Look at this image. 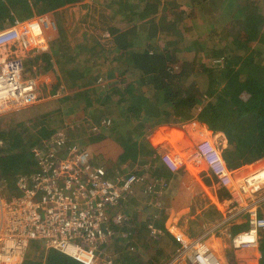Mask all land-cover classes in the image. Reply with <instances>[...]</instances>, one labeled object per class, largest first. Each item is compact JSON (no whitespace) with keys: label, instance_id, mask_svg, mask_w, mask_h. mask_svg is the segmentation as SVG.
Instances as JSON below:
<instances>
[{"label":"trees","instance_id":"trees-1","mask_svg":"<svg viewBox=\"0 0 264 264\" xmlns=\"http://www.w3.org/2000/svg\"><path fill=\"white\" fill-rule=\"evenodd\" d=\"M180 1L190 4L194 14L187 15L183 11L175 14L173 6ZM91 2L106 20V26L102 27H106L103 29L108 32V37L103 38L104 43L83 40L82 47L87 45L95 52L99 48L101 51H112L118 64L110 67L105 75L101 66L95 68L96 65L91 64L84 75L93 77L95 68L99 78H105L109 85L116 84L117 87L104 97L96 94L94 98L99 101L90 97L93 88L69 86L71 93L58 99L62 113H69L68 118H77L76 114L79 116L91 108L93 116L90 119L101 127V119L108 118L111 112L108 106L114 102L116 111L127 122L111 121L109 126H104L107 127L104 134L108 132L107 138L114 143L121 145L120 142H124L121 145L124 154L128 148L132 153L135 150L131 146L134 141L128 138L131 128L128 123L134 122L136 130H144L145 125L141 123L153 127L159 123L195 119L212 132L232 128L231 140L238 142L249 158H264V41L256 42L258 30L264 24V0ZM66 4V0H0V31L33 18L34 13L42 15ZM67 12L63 10L61 14ZM58 25L57 18V28ZM194 27H202V30L196 31ZM253 43L254 50L250 48ZM250 50L249 57L244 58ZM106 51L103 52L108 55ZM191 51L200 52L204 59H194L189 55ZM108 58L109 62L114 59ZM125 59L128 64L124 66L121 63ZM45 60L46 56L41 55L33 62L41 61L44 65L42 69L47 70ZM241 64L243 71L238 69ZM114 71L118 74L114 75ZM124 75L125 80H133V83L124 86ZM201 76L208 78L211 83L208 85L221 87L209 100L194 81ZM55 104L56 101H46L11 113V121L0 128L2 184L8 183L12 187L17 174L33 172L35 161L31 150L36 145L40 146V137L56 132L45 126L43 119L40 123L38 117L46 116L41 114V110L51 111ZM59 108L55 124L62 120ZM99 109L101 113H96ZM26 111L34 115L31 118L35 120L15 119V115L23 117ZM101 138L103 136L94 141ZM159 230V237L154 240L150 236L151 229L144 222L134 224L130 243L128 240L111 243L117 253L113 264L165 263L169 250L174 252L179 244L166 229L161 227ZM132 246L134 250L130 252ZM257 247L260 254L258 264H264V234ZM41 257V260L26 257L22 264H81L55 250H47Z\"/></svg>","mask_w":264,"mask_h":264},{"label":"built area","instance_id":"built-area-1","mask_svg":"<svg viewBox=\"0 0 264 264\" xmlns=\"http://www.w3.org/2000/svg\"><path fill=\"white\" fill-rule=\"evenodd\" d=\"M56 30L54 16L47 13L0 31V116L40 101L39 83L25 74L23 58L46 52L47 39ZM43 86L47 90L50 85L45 82ZM51 92L49 99L64 94L59 84L51 87ZM110 123V119L102 120L101 126ZM91 130L98 132L99 127L95 125ZM151 146L158 150L163 142L157 138ZM45 147L46 153L41 146L33 148L32 173L15 176V187L21 194L0 198V264H22L31 241L81 264H95L99 259L113 264L110 256L101 258V254L123 227L124 216L117 210L127 196L135 194L136 186L143 185L141 193L150 196L155 180L137 172L123 174L128 169L125 164L115 170L111 179L108 166L96 165L87 148L68 144L60 131ZM60 152L65 154L64 159H60ZM158 159L162 169L171 175H187L190 168L201 166L214 176L233 204L226 210V216L245 214L243 221L238 222L244 230L230 237L229 248L251 250L258 246L264 234V214L260 215L264 211L259 206L264 200V167L236 179L231 165L239 167L238 163L233 160L228 163L208 138L199 139L185 153L158 152ZM160 183L161 187L167 186ZM156 193L161 194V189ZM122 233L125 240L126 234ZM174 237L179 243L174 264H222L204 242L192 241L181 232L174 233Z\"/></svg>","mask_w":264,"mask_h":264},{"label":"crops","instance_id":"crops-1","mask_svg":"<svg viewBox=\"0 0 264 264\" xmlns=\"http://www.w3.org/2000/svg\"><path fill=\"white\" fill-rule=\"evenodd\" d=\"M66 1V6L55 11L44 13H51L54 16L56 23L58 18L59 25L54 34V36L57 35L58 44L55 40L53 41L54 36L47 39L49 43V54H44L46 56L45 61L47 64V70H43L41 68V70L38 71L36 67H33V70L29 72V75L33 71V75L31 77L36 78V81L40 84V86H42L45 82L48 86L50 85L47 87V90H45L49 95L51 94V87L57 84L60 85V89H63L64 97L71 93L69 86L86 85L89 86V89L93 88L94 90L93 93L90 94V96L93 97V100H99L94 98L96 94L99 95L98 88H96V80L98 76L95 71V68H98L99 65L93 63L92 58H94L93 55L95 54H90L94 53L93 50L87 45L82 47L81 44L84 42L83 40L87 39V36L85 34L84 36L83 34L73 36V38L69 41L76 44L75 46L72 45L74 48H66L62 51L61 49L64 48V46L60 45L63 41H65V37L72 36L76 30L81 31L82 28L80 26L83 22H85L87 14L79 12L83 9L80 6H87L88 0H78L80 4L78 5L79 11H75L73 6L68 5V0ZM87 7H85V9ZM63 10L68 12L66 14H61ZM35 15L37 14L34 13L33 16ZM69 28L73 29L71 33ZM52 56L55 57V64L57 67H53V64H51V59H53ZM86 60H88L89 63H86ZM33 61L29 60V65H34L35 62ZM39 62L41 65L43 64L41 61H37L36 64ZM91 64L96 65L92 73L93 77L90 75H84V73L89 71L90 68L88 66ZM103 80L105 84H108V81L105 78ZM128 84L131 83L128 81ZM83 88L84 87H82V89ZM54 99L57 100V98ZM98 111V113H101L100 109ZM103 119H101V121ZM106 119H109V115ZM118 120L119 119H117V122L120 123ZM87 123L98 126V124L93 120H90V122L87 121ZM106 128L107 127H104L103 125L99 127L97 138L102 136L101 133L102 131L104 133ZM132 130L136 131L135 126ZM231 130L232 128L229 130L222 128L218 131L212 132L196 120L195 122L187 123L180 129H178L177 125L175 126L173 123H159L153 127L145 125L144 130H138L139 133L136 136L138 141L136 144L134 143L135 146L131 145L133 149H135L133 153L130 148H128V150L126 149V153L128 152L127 154H130L131 156H127L126 153L125 155L123 153V148L121 149V147H116L115 143L107 137L96 140V142H94L95 144L92 145L94 151H90L91 156L93 155L94 157L92 159L94 163L96 158L100 155L99 152L101 153L102 151L107 158L111 157V152L115 155V157L120 155L112 163V172L109 173V177L111 179L114 177L115 170L121 169L122 164H125L128 166L127 171L137 172L140 174L142 173L147 175L148 178L155 180L154 191L150 196H146L141 193L145 188L143 185L136 186L135 194H133V196H127L121 202L117 211H121L123 214L124 210H122V207L126 205L127 207L124 209L130 213L128 215L123 214V227L131 228L133 230L134 224H138L140 221L144 222L148 228L151 225V228L149 229H154L157 234L160 233L159 229L161 227L166 229L168 232L173 231V233L170 232L172 235H174V233L176 234L181 232L192 241L204 242L209 249L217 257H219L218 259L222 264H258L260 254L257 247L251 250L229 248L230 237L244 230L242 226L238 225V222L243 221L241 219L245 218V214H236L231 217L226 216V210L233 206L228 192L216 186L213 182V177H211L201 166L190 168V172L188 173L189 177L186 180H183L181 179V174L171 175L167 171L163 170L158 159V152L162 150L185 153L191 149L197 140L208 138L220 147L223 157L231 158L233 160L236 159L234 162H237L239 167L234 165L231 166L235 168V178H241L250 171L258 169L259 166L264 163V158L251 159L248 156L243 155L242 156L244 158L241 157L235 148L236 141L231 140ZM65 131L69 133L68 131H70V129L66 128ZM157 138L162 140L163 146L158 150H154L151 146V142ZM71 142L72 143L70 144L79 145L74 141ZM120 149L122 152L121 154ZM122 155L123 158H121ZM104 162L106 163L102 165L109 167L108 162L110 161L107 160ZM147 166H150V169H147ZM122 173L126 174L127 172L124 170ZM160 182L166 183L167 187H161L162 183ZM0 187V198L3 199L4 196L9 194L3 193L6 190L3 186ZM160 189L161 194H157L156 190ZM10 197H13V195L8 196L5 199ZM149 202L154 204L147 207ZM156 203H161V206L158 207ZM259 206L261 208L260 211H264V200H261V204L259 203ZM263 214L264 212H260V215ZM152 218L155 219L152 220ZM157 218H159V221ZM117 236L120 240H122L120 233L116 235L115 239H117ZM158 237L159 235H155L154 240H157ZM131 239L132 237L129 238L127 242L130 243ZM131 248L134 250L133 246ZM177 249L174 252H170L169 250L165 257V259L167 258L165 263L161 264H174L173 259ZM150 254L151 253H149L148 256H150ZM168 254L169 257H167ZM162 255L163 254H161V256ZM158 256H160V253ZM145 259L149 260L147 257H145ZM181 264L183 263L181 262Z\"/></svg>","mask_w":264,"mask_h":264},{"label":"rangeland","instance_id":"rangeland-1","mask_svg":"<svg viewBox=\"0 0 264 264\" xmlns=\"http://www.w3.org/2000/svg\"><path fill=\"white\" fill-rule=\"evenodd\" d=\"M133 1L136 2V0H133ZM87 4H88L87 5L88 7L86 9L83 8V9H81L79 11V6L78 5H80V4H79L78 0H68V5L69 6H73L75 8V11L78 10L80 13H84V14H87V15L85 17L86 18L85 19V22H83L82 25L80 26L82 28L81 31L76 30V32L73 33L72 36H68V37H65L64 38L65 41H63L60 44V45L64 46V48L61 49L62 51H64L66 48H72V47L74 48V46L76 44L73 43V42H70L69 40H71L73 38V36H76V35L83 34V36H84V34H85L87 36V39L90 40V38H91L92 40H99V42H101V43H104L103 42V38L108 37V32H106L105 29H103V28H106V27H102V26H106L104 24V23H106V20H103L102 19V17L98 13V8L94 4H92L90 0H88V3ZM173 7L175 8V10H174L175 11V14H178V12L181 13V11H183L187 15L194 14V9L191 7L190 4L185 3V1L177 2L176 6L174 5ZM194 28L196 29V31L202 30V27H194ZM69 30H70V33L73 31L72 28H69ZM54 34L55 33H53L51 36H54ZM56 39H57V35L54 36L53 41L55 40V42H57V44H58V39H57V41H56ZM261 40L264 41V24L259 28L258 33H257V37H256V42L261 41ZM256 42H255V44H257ZM255 44L253 43L251 45L250 48L252 50H254L253 48H254ZM48 45H49V43H48ZM72 45H74V46H72ZM196 47L197 46H194V48H196ZM105 48H107V47H105ZM103 51H106V50H103ZM103 51H101V49L99 48L96 52L93 51L94 53H90V54H95V55H93L94 58H92L93 59V63L94 64H98L99 66H101V68L103 69L102 71L104 72V75H105V72L110 67L113 68V67H115L118 64V61L115 58L116 56L112 53V51H106L108 53V55L104 54ZM48 52L49 51L47 50L44 53H37V55L35 57H38V56H41V55H44V54H49ZM250 52H251V50L247 53L248 56H245L244 58H248L249 55H250ZM189 55L192 56L196 60H200V59L202 60L205 57L203 54H200V52H198V51H191L189 53ZM109 56L114 58L110 62L107 61L109 59L108 58ZM35 57H31L30 55H26L23 58V62L26 61L25 74L28 75V76H32L33 75L32 74L33 71L29 75V72L31 70H33V67H36L37 70L40 71L41 68H42V66H43V64L41 65L40 62L37 63V64H34V65H29V60L33 61ZM52 58L53 59H51V64H53V67H57L56 64H55L56 63L55 62V57L52 56ZM107 64H109V65H107ZM121 64H123L125 66V65L128 64V61H126V59H125ZM102 65H103V67H102ZM238 69H240L241 71H243V65L242 64L239 65ZM113 74L116 75L118 73H117V71H114ZM125 76L126 75H124V77H123L124 80H125ZM38 78H40V77H38ZM125 81H128V80L126 79ZM194 81L198 85V88L200 89L201 93L204 95V97L207 100H209L210 98H212L213 95L221 88L220 86H216V85L215 86L208 85V84H211V83L208 82V78L206 79L204 76L198 77ZM129 82L130 83H133V80H129ZM96 83H97V87L96 88H98L99 94H101L103 97L106 96L112 90V88H116L117 87L116 84H112V85L105 84V82H104V80H103L102 77L101 78H98L97 77ZM127 84H128V82H127ZM125 85H126V82H124V86ZM45 88H46L45 86L42 87L39 84V90L38 91H39L40 101L38 103H36L34 106L40 105V104H44L46 101H56V104L57 105L55 104L54 108L51 111H48V110L47 111L46 110L44 111L43 109L41 110V112H42L41 114H47V115L46 116H42L41 115V116L38 117L39 119H41L40 120V123H42V119H43V123H45V126H47L50 129L56 130V132H57V129H58V131L62 132L65 135V138H66V141H67L68 144L72 143L71 141H74L77 144H79L80 146H83V147L87 148L89 151H92L93 152L94 149H93V146L92 145L95 144L94 143L95 142L94 140L97 139V137H98L97 134L99 132L98 131L97 133H92L93 131L91 129L94 127V125H92L90 123H87V121L90 122V120H91L90 117L93 116V112H92L93 109L88 108L84 114L82 113L79 116L74 112L76 114L77 118H71V117L68 118V114L69 113L66 114V113L63 112L64 113L63 114L62 111H61V109L59 108L60 105H61V103L59 105L58 98L64 97V95H62L61 97H58L57 100H55L54 98L49 99L48 98L49 95L46 93ZM90 97H92V96H90ZM108 107L111 109V112L109 113L110 122L112 120H117V119H119V122L120 123L121 122H127L126 120L123 119L122 114H121V116H120V114H116V113H118V111H116V109H115L116 106H115V103L114 102H112ZM58 108H59L60 113L62 114V120H61V118L58 117L61 120V122L55 124V122L57 120V111L56 110H58ZM24 109L27 110L26 108H24ZM51 112H54V113H51ZM98 112L99 111L97 110L96 113H98ZM23 115H24L23 117H20V114H17V115H15V119L18 120V119L28 118V119H30L32 121L35 120L34 118L33 119L31 118L34 115L30 114L29 111H26V114H23ZM2 116H0V128H3L2 126L7 125L11 121V119H12V117L10 116V114H6V115H2ZM191 122H195V119H192V120L186 121V122H177V123H173V124H175V126L177 125V128L180 129L182 126H185L187 123H191ZM116 123H118V122H116ZM133 124H134V122H132V124L131 123H128V126L131 127L130 128V134H129L130 137H128V138H131L134 141V143L136 144V142L138 141V139H137L136 136L138 135L139 131L138 130H136V131H133L132 130V128H134ZM144 125H147V124H144ZM66 128L70 129V131H68L69 133H67V131H65ZM71 129H72V131H71ZM139 130H141V129H139ZM56 132H54V133L52 132L49 136H46V137L45 136L40 137V144L39 145L41 146L42 149L39 148L38 145H36L37 147L35 146L34 148H39V149H41L43 151V153H46V151H47L48 148H46L45 146H46V144H48L51 141V138L53 137V135ZM72 133H75V134L73 135ZM101 135L105 138V137H107L106 135H108V132H106L104 134L103 131H102ZM69 136H71L72 139L71 138L69 139ZM109 136H110V134H109ZM123 143L124 142H120L121 145H123ZM121 145H119V142H118V144L115 143V146L116 147H121V149H122V146ZM133 146H135V145H133ZM216 146L220 149V147L218 145H216ZM235 148L237 149V151L239 152V155H241V157L247 156L244 153L243 149L238 144V142H236V147ZM121 149H120V154L122 153L121 152ZM163 151L164 150L160 151L159 153H162ZM90 154H91V152H90ZM99 154L100 155L95 160V164L96 165H102V164H105L106 163L104 161L109 160L110 162H108V163H109V167H110V172H112V170H111L112 165H113L112 163L120 155L118 157H115V155L111 152V154H110L111 157L110 158H107V157H105L103 151L101 153L99 152ZM59 157H60V159H64L65 158V154L63 152H60L59 153ZM92 157H93V155H92ZM121 158H123V155L121 156ZM224 159L227 160L228 163H230L229 161L233 160L231 158H226V157H224ZM235 160L236 159H234L233 161H235ZM210 176L213 177V182H214V184L216 186H218L219 188L225 190L220 185H218L217 180L214 178V176H212V175H210ZM188 177H189L188 174L187 175L181 174V179H183V180H186ZM14 183H15V179H14V182H13L12 187H11L8 183L7 184H2V182L0 181V186H4V189L9 194V195L4 196V198H6L8 196H12V195L13 196H18V195L21 194L20 191H18L16 189ZM1 191H2V189H1ZM6 191L5 192L2 191V192L7 194ZM159 204L161 206V203H159ZM126 207H127L126 205H124L122 207V210H124L123 211V214L124 215L130 214L128 211H126L124 209ZM147 207H148V205H147ZM153 219H155V218H152V220ZM157 219L159 221V218H157ZM149 228H151V227H149ZM133 230L131 228L122 227L119 233H121V236L123 234L122 232H125L124 234H126V237H124L125 240H123V239L122 240L123 241L129 240V238H131L133 236ZM151 234H152L151 235L152 237H154L155 235H158L157 233L154 234L152 232H151ZM115 238H116V236L111 239L112 242H110L108 244L107 248H105V249L103 248V251H102V254H101V258L102 257H105V256L106 257L110 256L112 258V260H113V263H114V261H115V259L117 257V253L115 251V247L113 246L114 244L112 245L111 243L118 244V242L120 240L118 238V236H117V239H115ZM132 250H130V252ZM46 251L47 250H45L43 248H40V243L39 242H37V241H31L30 246H29V250L26 253V257L27 258H33V259H39V260H41L42 259L41 256L44 255ZM100 262L101 263L102 262L104 263V260L99 259V260H97V262L95 264H101Z\"/></svg>","mask_w":264,"mask_h":264},{"label":"bare ground","instance_id":"bare-ground-1","mask_svg":"<svg viewBox=\"0 0 264 264\" xmlns=\"http://www.w3.org/2000/svg\"><path fill=\"white\" fill-rule=\"evenodd\" d=\"M263 167H264V163H263L262 165H260L258 169H261V168H263ZM254 170H256V169H254ZM254 170H253V171H254ZM251 172H252V171H251Z\"/></svg>","mask_w":264,"mask_h":264}]
</instances>
